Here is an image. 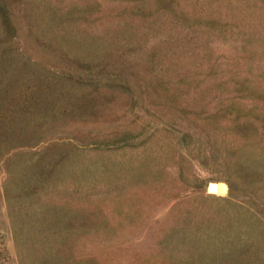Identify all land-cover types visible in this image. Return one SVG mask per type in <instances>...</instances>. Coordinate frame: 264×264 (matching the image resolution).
Returning a JSON list of instances; mask_svg holds the SVG:
<instances>
[{"label": "rangeland", "instance_id": "obj_1", "mask_svg": "<svg viewBox=\"0 0 264 264\" xmlns=\"http://www.w3.org/2000/svg\"><path fill=\"white\" fill-rule=\"evenodd\" d=\"M0 264H264V0H0Z\"/></svg>", "mask_w": 264, "mask_h": 264}, {"label": "water", "instance_id": "obj_2", "mask_svg": "<svg viewBox=\"0 0 264 264\" xmlns=\"http://www.w3.org/2000/svg\"><path fill=\"white\" fill-rule=\"evenodd\" d=\"M210 187H213V183H210V184L208 185V188H207V189H208L209 191H211Z\"/></svg>", "mask_w": 264, "mask_h": 264}, {"label": "bare ground", "instance_id": "obj_3", "mask_svg": "<svg viewBox=\"0 0 264 264\" xmlns=\"http://www.w3.org/2000/svg\"><path fill=\"white\" fill-rule=\"evenodd\" d=\"M210 189H211V191H209V192H214L213 190H214V184H213V187H210Z\"/></svg>", "mask_w": 264, "mask_h": 264}]
</instances>
